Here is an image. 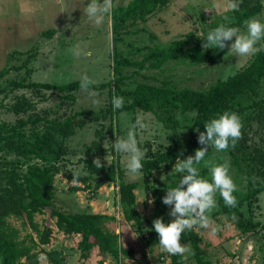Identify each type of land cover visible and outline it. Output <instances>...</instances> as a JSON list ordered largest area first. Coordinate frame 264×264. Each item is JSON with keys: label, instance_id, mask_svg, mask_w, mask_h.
<instances>
[{"label": "rangeland", "instance_id": "obj_1", "mask_svg": "<svg viewBox=\"0 0 264 264\" xmlns=\"http://www.w3.org/2000/svg\"><path fill=\"white\" fill-rule=\"evenodd\" d=\"M128 1L114 0L117 6L126 5ZM260 1L264 4V0ZM100 2L102 3L103 0ZM214 2L215 0H170L167 5L158 7L145 21L128 22L116 46L130 59L138 60L141 58L139 49L147 51L153 47H165L171 41L182 38L189 31L201 34L212 23L234 20L233 11L215 10L212 8ZM88 3L90 0H0V71H3L0 75V89L5 87V90L0 92V121L14 123L17 118L25 119L33 113L40 117L60 120L69 115L76 118L84 117L86 124L76 127L75 131L65 138V144L78 152L66 153L55 164L57 167L54 176L56 204L73 211L109 212L115 220L108 222V227L120 233L122 243H125L127 247H133L139 253H134L128 261L133 264H170V254L162 252L159 245L147 244L145 235L150 225L148 219L154 211V203L150 195L148 196V189L154 187L155 176L159 177V182L168 183L166 175L174 165L171 164L164 170H154L149 178H145L142 173L138 177H131L125 171V157L117 154L111 145L115 142L117 135L126 137L130 125L140 114L149 123L148 131L137 133L139 147L145 151L146 156L150 147L154 149L164 145L162 143L167 144L166 134L169 130L163 126L162 122L152 113L125 109H119L95 119L94 112H98L111 103L112 97L108 92L110 87L108 84L96 97L99 104H94L88 93L81 89L66 94L58 90L15 87L12 84L19 80L25 83L40 81L66 84L80 80L84 75L95 81L94 84L97 86L113 80L111 17L106 16L102 25L95 26L84 14V8ZM224 15L229 17V21L223 19ZM252 18L264 22V9L246 21ZM48 29L55 31L53 36L42 34ZM240 31L246 32L245 26L240 28ZM234 39L228 42L229 46ZM202 45L201 49L204 50ZM75 46H79L88 55L74 56L68 50ZM228 50V48L223 51L210 49L211 58L200 62L174 58L163 62L159 68L137 69L134 66H127L122 70L120 87L133 89L137 84L148 81L167 82L179 88L206 90L218 79H225L226 73H228L227 77L233 75L253 57L238 58L228 53ZM116 96L123 97L124 104L130 101L121 93ZM24 99L29 101L33 108H28L26 112L15 113L12 104L19 100L26 106ZM263 106L264 79L255 93L240 96L238 109L230 112L238 114L242 121V138L239 142H243L245 146L260 143V137H264L263 129L258 126L254 118L259 108ZM195 116V111L179 116L181 124L187 127L180 129L183 140L188 138L189 128L196 131L199 129V132H202L200 127L194 124ZM101 124L104 131L95 134V129ZM24 129L28 134L32 130L41 133L45 131V123L41 122L36 128L30 124ZM105 141L109 143L104 147ZM201 147L203 146H198L189 155H194L195 151ZM107 155L111 161L118 160L120 167L126 173L127 180L139 181L135 189L136 209L141 216L139 225L134 221L124 220L120 207L116 204L118 188L106 181L99 188H95L98 177L91 175L80 160L86 157L94 159L99 157L101 161L108 164L104 159ZM15 159L14 155L0 153V162ZM17 159V163L21 164V172L26 169L25 163L36 162L44 165L43 161L31 156ZM208 161H212L213 164L227 161L230 164V175L238 188V191L234 193L238 201L236 207L242 211L245 219L251 218L253 221L264 223V190L250 200L245 198L248 191L244 172L247 164L243 158L239 160L242 169L238 170L228 150L218 152L210 147L201 165L207 167ZM76 168H82L87 173V181L71 182L73 175L70 171ZM208 178L211 180L210 174ZM216 199L217 208L210 215L214 226H218L219 231L212 234L210 229L194 228L202 237L201 247L204 250V257L209 259L211 264H264V229L257 228L254 231L242 232L236 226L234 216L215 212L220 209L221 201L223 202L219 194ZM168 209L170 212V207ZM49 211V208H46L43 213L35 215L37 222L53 229L50 242L39 246L43 249L39 252V264L48 262L45 251L57 257L62 264H97L100 254L91 249L87 258L81 257L80 250L77 248L80 235H66L58 231ZM169 218L171 221L174 219L170 215ZM8 220L20 229L21 236L31 232L28 224H23L22 219L10 217ZM100 259L103 264L116 263L112 256ZM179 264L198 263L189 255L186 261L182 259Z\"/></svg>", "mask_w": 264, "mask_h": 264}, {"label": "trees", "instance_id": "obj_2", "mask_svg": "<svg viewBox=\"0 0 264 264\" xmlns=\"http://www.w3.org/2000/svg\"><path fill=\"white\" fill-rule=\"evenodd\" d=\"M170 0H129L126 5H119L112 9L111 32H112V69L113 80L110 83L91 86V89L101 94L102 88L108 84L109 95H125L130 101L124 104L122 109L140 110L145 113H152L157 120L162 122L168 129L166 134L167 144L158 148L150 147L145 156L142 175L149 178L156 169H166L171 164L175 165L177 158L186 159L187 155L194 152L200 146L198 135L195 129L189 128V135L183 140L180 133L182 125L180 115L196 112L194 124L205 131L204 125L213 118H217L223 112H231L238 109V98L248 93H255L264 79V51L254 55L249 62L227 79H218L206 90H197L188 87L179 88L174 84L161 82H141L135 88H121L122 70L127 66H134L137 69L145 67L159 68L163 62L177 58L178 60H194L200 62L203 59L211 58L210 49H201L205 43L207 33L221 23L228 26L243 28L245 21L264 9L260 0H242L239 11H233L234 20L230 22H215L201 34L189 31L182 38L171 41L165 47H153L147 51L140 50V59H130L118 49L116 43L121 40V33L125 25L130 21H145L158 7L167 5ZM53 29L43 31L46 36L54 35ZM261 43H264L262 41ZM193 44V45H192ZM3 71H0L2 75ZM80 80L66 84H53L50 82L22 80L14 81L15 87L43 88L46 90H58L64 93H71L77 89ZM11 84V83H10ZM113 84V85H112ZM5 87L0 89L4 91ZM19 100L21 98H18ZM19 100L12 104L15 113L26 112L33 108V105L26 100L24 106ZM116 111V110H115ZM112 103L105 108L94 112L95 119L105 114L115 112ZM83 113V112H80ZM79 113V114H80ZM29 114L25 119L17 118L14 123L0 121V153L14 155V161L6 160L0 162V264H39V252L43 249L40 245L50 242L53 232L52 227L40 224L35 220V215L43 213L49 208V215L54 218L56 229L66 235L79 234L77 248L81 257H88L89 251L97 246L100 253H108L115 258V264H133L128 261L132 258L135 250L133 247H126L120 239V233L111 230L107 223L114 221L115 217L106 213H95L88 210L73 211L57 205L55 200L54 176L57 172L56 162L66 153H77L78 151L65 144V138L75 131L76 127L86 124L84 117L67 116L60 119H48L40 115ZM34 115V116H33ZM256 123L264 131V106L260 107L254 115ZM41 122L45 123V131H25V126L32 125L34 128ZM101 124L95 129V134L103 132ZM111 133V129H109ZM260 143L245 146L243 142H237L235 147H229L228 151L233 158V164L241 170L243 158L247 164L244 171L248 191L245 198L250 200L260 191L264 190V137H260ZM158 146V145H157ZM89 150L88 147H86ZM153 149V150H152ZM241 152V153H239ZM32 157L44 162L25 163L26 169L21 172V164H18L19 157ZM83 166L91 175L98 177L95 188L103 185V182L113 183L117 189L116 204L120 207L125 221L141 223V216L136 209L135 189L139 185L137 180H127L125 171L120 167L118 160H112L111 165L106 164L100 169L93 165V157L80 159ZM9 165V167L7 166ZM174 167V166H173ZM200 177L208 178L209 168L197 165ZM162 170V171H163ZM183 174H177L174 169L167 173L168 183L159 182V177L153 178L154 187L148 189V196L154 203V211L148 219L149 230L146 233V242L150 246L158 245L159 237L154 231L153 221L163 218L164 223L171 222L169 218V206L162 203V198L170 188L177 187ZM88 175H82L80 181H87ZM186 187V186H185ZM146 204V202H145ZM215 212L225 213L235 217L236 226L242 232L264 229V223L245 219L242 211L237 207L230 208L221 201V207ZM211 216V215H210ZM10 217L23 220L28 224L31 232L20 235V229L9 222ZM202 237L193 229L185 231L182 235V244H190L194 255H190L198 264H211L209 259L204 257V250L201 247ZM48 258L47 264H62V262L45 251ZM170 264H179L182 257L170 255ZM97 264H103L98 260Z\"/></svg>", "mask_w": 264, "mask_h": 264}, {"label": "clouds", "instance_id": "obj_3", "mask_svg": "<svg viewBox=\"0 0 264 264\" xmlns=\"http://www.w3.org/2000/svg\"><path fill=\"white\" fill-rule=\"evenodd\" d=\"M242 0H215L212 8L215 10L226 9L228 11H239ZM117 3L114 0H90L84 8V14L95 26L104 23L106 16ZM225 21H229L227 15L223 16ZM246 32L241 33L237 27L228 26L225 23L219 24L210 30L204 49H217L223 51L228 48L233 56L238 58H248L264 51V22L252 18L245 22ZM229 46L228 42L233 41ZM74 56L88 55L79 46L68 50ZM228 73L225 74L227 79ZM95 83L87 75L80 78L79 86L82 91L88 93L94 104H99L98 93L91 90ZM113 110L122 109L124 98L113 96L111 100ZM242 121L235 112H223L217 118L211 119L204 125L205 131L199 132L198 143L203 147L197 149L194 155L187 156L186 159L177 158L173 167L177 174H183L177 187L167 190L162 198V203L170 207L169 215L174 219L169 223H164L163 218L153 221L154 231L159 237V248L162 252L170 255H178L187 260L189 255H194L190 244H182V235L185 231H192L194 228L210 229L212 234L219 231L218 226H214L210 213L217 208L216 196L223 199L225 206L235 208L238 204L234 195L238 191L237 185L230 175V164L225 161L220 164H213L208 161L206 166L209 168L211 180L200 177L199 165L204 161L210 147L216 151H227L229 147H235L236 143L242 138ZM149 130V123L143 115L138 114L134 122L130 125L126 137L116 136L114 143H111L117 154L125 157V171L131 177L140 176L145 158V151L139 147L137 133ZM105 141L104 147L108 144ZM111 165L110 157L104 158ZM96 169L105 165L99 157L93 160ZM73 175L72 183H79L82 175H87L82 168L70 171ZM186 186V187H185Z\"/></svg>", "mask_w": 264, "mask_h": 264}, {"label": "crops", "instance_id": "obj_4", "mask_svg": "<svg viewBox=\"0 0 264 264\" xmlns=\"http://www.w3.org/2000/svg\"><path fill=\"white\" fill-rule=\"evenodd\" d=\"M93 212H95V211H93ZM96 213H100V212H96ZM106 214H109L110 215V213L108 212V213H106ZM118 230V229H117ZM78 235V234H77ZM122 239V238H121ZM123 240V239H122ZM123 245L124 246H126L125 245V243H123ZM127 247V246H126ZM129 247V246H128ZM92 250L94 251V252H97V253H99L100 255L98 256V260H102V259H100V258H104V257H109V256H111L110 254H108V253H100L99 252V249H98V247L97 246H94L93 248H92ZM135 253L136 254H139V253H137V251H135ZM109 262V261H108Z\"/></svg>", "mask_w": 264, "mask_h": 264}]
</instances>
